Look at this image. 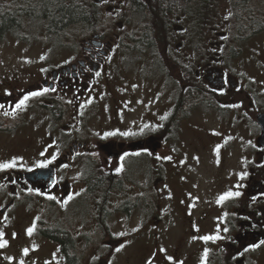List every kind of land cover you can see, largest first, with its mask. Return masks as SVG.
<instances>
[{
	"label": "flooded vegetation",
	"instance_id": "flooded-vegetation-1",
	"mask_svg": "<svg viewBox=\"0 0 264 264\" xmlns=\"http://www.w3.org/2000/svg\"><path fill=\"white\" fill-rule=\"evenodd\" d=\"M123 4L120 19V1L90 0L94 22L71 23L85 30L77 42L44 43L56 51L37 77L30 65L0 79V264H264V0ZM18 7L0 0L1 15ZM231 50L256 66V91L229 69ZM147 82L168 112L149 131L145 112L122 122L145 111ZM199 108L233 135L212 186L171 138L178 114ZM106 110L113 122L90 127ZM35 117L36 151L19 143Z\"/></svg>",
	"mask_w": 264,
	"mask_h": 264
},
{
	"label": "rangeland",
	"instance_id": "rangeland-1",
	"mask_svg": "<svg viewBox=\"0 0 264 264\" xmlns=\"http://www.w3.org/2000/svg\"><path fill=\"white\" fill-rule=\"evenodd\" d=\"M119 1L120 6L122 7L120 12L121 18L120 14L118 15V17L112 18L110 14L104 13L106 12L105 9H102L104 13L102 14V17L105 21L110 22V18L123 19L126 16L125 10H123L124 0H114L115 3ZM16 2L18 3V5L24 6L26 2L30 4L31 0H16ZM199 18L200 21L198 22V25H201L203 24V17L201 18L200 14ZM26 20H28V22H26ZM20 23H22L21 20ZM84 33L85 30L81 26L73 24H68L61 32H51L47 29L45 20L38 17L32 18L25 16L23 23L21 24L19 29L16 30L15 35H9L0 38V79L15 75L21 78L24 69L29 68L30 65H34L35 74L37 77L39 72L38 69L51 62L53 59L51 56V52L56 51L54 49L45 50L47 46L43 45L44 43L55 44L61 42H77L80 39L81 35ZM260 51L261 49L257 50V54H259ZM233 53V50H231L230 54L227 53L228 56L226 61L229 65V69L231 71L233 70L235 75H237L241 78L242 81H244V84L246 85V89L248 91H251L252 89H255L256 91L257 87L248 89L251 87L252 82L254 84L256 83L257 86L258 82L261 80V77L256 70V66L252 65L247 60L240 63L237 62V59L235 58ZM243 55L245 56V53H243ZM238 57L241 58V56ZM49 58L51 59L49 60ZM252 60L255 61L256 59ZM132 82H137V80L132 78ZM123 83H129V81L125 80L123 81ZM161 83L163 88V95L168 97L165 93L166 86L163 81H161ZM144 89L146 93V105L144 107L145 111L141 106L137 105V107L132 110L129 116H123L122 122L124 124H129L142 121V113L145 112L147 123L146 125L149 131V128H152L154 126L153 123L155 120L162 119L164 121L165 119H167L168 112H165V109L164 111H162L160 108H157L158 97L156 96L155 98V96H151L153 92H151L150 90V82L146 83ZM142 93L143 92L140 91V94ZM165 100L166 98L162 99L163 102ZM104 113L105 114H103L99 120H97L96 114H90V118L88 120L89 126L95 128L102 123L108 124L113 122V118H109V110H106ZM178 121V126L175 128V131L172 132L171 138H177L179 140V142H177L178 147H182L183 144L181 143V141H184L186 150L184 149L183 152H185L188 156V164L193 169L194 179L199 180V185L204 186L206 183L207 185L210 184V186H212L213 183L216 182L215 178L218 175V171L220 168L221 161L219 160L218 154L219 150L221 149V143L223 142V135L233 138V135H228L231 133V131H227V128L229 126L227 128L225 127L226 123L223 121V119L220 118V115L215 114L212 111L203 110L200 108L193 110L188 114H178ZM34 123V135L30 132L29 137H21L19 143L21 145H24L27 142L32 143V145L34 146V150L36 151L38 148V144L41 143L39 139L42 137V135L40 138L39 136L40 133L43 132V130L39 125L37 117H35ZM28 128L29 131H31L30 126ZM229 129L231 130L230 127ZM245 133L246 134H244V136L246 137L247 132ZM214 136H217V138L214 139ZM214 145H216L218 151L214 149ZM171 157L173 159H176V155H171ZM35 159L39 160L41 159V156L36 154ZM19 163H25L24 156L19 157ZM197 188L198 185H195V191H197ZM212 193L213 191H211L210 194Z\"/></svg>",
	"mask_w": 264,
	"mask_h": 264
},
{
	"label": "trees",
	"instance_id": "trees-1",
	"mask_svg": "<svg viewBox=\"0 0 264 264\" xmlns=\"http://www.w3.org/2000/svg\"><path fill=\"white\" fill-rule=\"evenodd\" d=\"M79 1L81 0H31V7L26 3L24 7H18L15 14L13 12L0 14V34L10 27L19 25L21 17L24 19L25 16L45 20L51 32H61L65 26L75 22L87 26L94 18L93 12H87L85 7L90 1L82 0L84 6H80Z\"/></svg>",
	"mask_w": 264,
	"mask_h": 264
},
{
	"label": "snow or ice",
	"instance_id": "snow-or-ice-1",
	"mask_svg": "<svg viewBox=\"0 0 264 264\" xmlns=\"http://www.w3.org/2000/svg\"><path fill=\"white\" fill-rule=\"evenodd\" d=\"M237 195H239V193H237ZM221 199H225V197H221ZM32 229L28 230V234L31 235ZM3 244H0V247H3ZM27 254V252H25V255Z\"/></svg>",
	"mask_w": 264,
	"mask_h": 264
},
{
	"label": "bare ground",
	"instance_id": "bare-ground-1",
	"mask_svg": "<svg viewBox=\"0 0 264 264\" xmlns=\"http://www.w3.org/2000/svg\"><path fill=\"white\" fill-rule=\"evenodd\" d=\"M159 2V1H158ZM237 2V1H236ZM187 3V2H186ZM145 6V5H144ZM233 6H235V5H233ZM21 8V7H20ZM202 8V7H201ZM234 8V7H233ZM16 11V10H15ZM87 12H88V10H87ZM123 14V13H122ZM90 15V14H89ZM242 15V14H241ZM165 17V16H164ZM91 20V19H90ZM92 22H94V20L92 21ZM91 22V23H92ZM57 24V23H56ZM90 25V24H89ZM93 25V24H92ZM13 26V25H12ZM3 28V27H2ZM147 36V35H146ZM244 38V37H243Z\"/></svg>",
	"mask_w": 264,
	"mask_h": 264
},
{
	"label": "water",
	"instance_id": "water-1",
	"mask_svg": "<svg viewBox=\"0 0 264 264\" xmlns=\"http://www.w3.org/2000/svg\"><path fill=\"white\" fill-rule=\"evenodd\" d=\"M261 118H262V119H264V116H262ZM261 123H262V122H261ZM263 132H264V129H263ZM262 136L264 137V133H263V135H262Z\"/></svg>",
	"mask_w": 264,
	"mask_h": 264
}]
</instances>
